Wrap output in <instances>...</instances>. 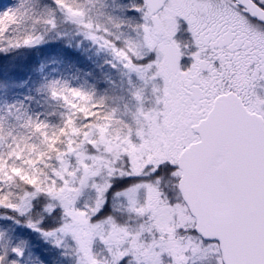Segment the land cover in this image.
Masks as SVG:
<instances>
[{"label":"snow or ice","instance_id":"1","mask_svg":"<svg viewBox=\"0 0 264 264\" xmlns=\"http://www.w3.org/2000/svg\"><path fill=\"white\" fill-rule=\"evenodd\" d=\"M55 2L65 6L64 0ZM139 5L134 6L132 11L142 15V48L146 53L155 52L156 59L145 65H137L135 58L145 55L140 48L130 41L122 42L127 44V51L116 43L112 47L116 55L126 61L125 66L137 72L141 79H148V74L155 67L154 75L164 79L163 89H157L161 93L157 102L163 104V109L150 112L141 110L137 117L139 126L134 133L129 132L116 145L104 143L108 156L104 171L108 178H132L130 183L116 192V196L127 203L130 215H140L143 210L138 208L137 201L141 194L152 193L148 209L156 222L148 231L156 230L160 234L158 239L153 238L150 245L159 251L150 253L147 259L141 258L136 250V242L143 238V229L130 234L128 228L113 224L110 234L103 232L104 224L111 223V213L103 208L105 194L111 187L108 182L91 183V188L97 194L96 201L82 208L80 215L62 203L65 199L78 203L87 191L90 179L98 176L99 170L86 166L87 162L95 164L100 159L90 152L69 150L57 157L60 168L53 172V182L69 184L65 170L70 168L71 161L67 157H75L83 169V178L74 196L61 195L57 198L42 193L31 196L22 206H17L5 203L0 195V207L22 215L42 213L44 219L29 225L38 231L43 224L54 222L60 209L68 217V222L63 220L59 225L52 223L46 234L71 236L81 253L79 264H101L93 249L97 238L105 245L110 264H120L128 256L133 258L135 264H164V253L172 258V264H190L193 256L201 259L214 256L218 264H264V225L261 227L259 257L234 256L228 235L212 234L204 226L194 188L195 174L216 163L217 131L229 118H236L248 129L264 153V0H229L227 8H218L214 0H141ZM67 11L73 17L83 16V13L74 12L71 8ZM8 18H13L10 13ZM178 18L186 21V29H182ZM80 22L84 23L82 20ZM85 26L92 27L90 24ZM182 30L194 40L196 51L191 55H182V45L178 48ZM39 42L26 40L24 45ZM186 58L193 62L184 68L182 61ZM75 95L81 96V93ZM140 98L138 92L137 99ZM93 108L98 106L94 105ZM84 119L90 123L92 117L86 115ZM40 127L37 125V129ZM133 135L140 142H134ZM4 139L0 135V149L6 146ZM85 145L99 150L89 140L85 141ZM117 148L119 150H115ZM3 159L5 157L0 153V194H3L9 177L19 176V169L8 171L7 166L2 164ZM7 159L21 158L10 154ZM165 172L172 173L171 179L180 184L183 189L181 196L168 199L161 191L163 181L156 178ZM32 188L34 193L39 192L34 186ZM44 196L60 207L49 211ZM93 216H97L95 222ZM168 217L172 218L170 222ZM125 238L132 241V247H116ZM12 253L20 254V251L7 248L0 252V264H16ZM128 264H133V261H128Z\"/></svg>","mask_w":264,"mask_h":264},{"label":"rangeland","instance_id":"2","mask_svg":"<svg viewBox=\"0 0 264 264\" xmlns=\"http://www.w3.org/2000/svg\"><path fill=\"white\" fill-rule=\"evenodd\" d=\"M140 2L141 0H87L84 4L74 3V5H71V9L74 12L83 13L82 17L71 16L67 11L68 7H63L64 15L69 20V25L65 27L69 26L71 29H66L68 31L62 29V31H60L63 37H61L62 42L67 44L69 41L71 43L70 47L79 50L81 54L84 53L87 55L91 53L93 49L100 52L99 55L102 54V57L98 58L93 63V67L101 65L102 63V66H104L102 73L91 75L90 68L80 69L79 66L74 63L72 67L74 69L73 73L70 72L67 75L62 74L59 68H55L54 71L55 63H58V61H56L58 59V54L56 52H52L51 54V56L55 54L51 63L48 59V57L50 58V54L47 55V53H49L48 51L45 52L48 57L46 55L41 56V62L44 63L47 71L49 70L51 73H54L52 80L45 86L46 90H57L59 94H62L65 102L75 101L73 100L74 98H77V101L82 99L80 97H88L87 103L98 100V102L100 101L103 103L105 108V111L103 110L105 117H94L90 123L88 122V126H85V129L87 128L85 131L87 140H89L92 145L98 146L99 150L97 151L87 145V147H83L82 145L80 150L90 152L91 154L100 157L95 164L90 161L86 164V166L92 170H99L98 176L94 179H90L89 187L78 203H70L67 199L62 201V203L67 204L68 208L77 215H80L82 208L91 206L96 201L97 194L95 190L91 188V183L104 184L108 180L113 181L118 179L117 185L124 182V184L121 185V187H123L132 180L131 177L121 178L116 176L108 178L107 172L104 171L107 167L106 160L108 159L107 153L104 151V143L108 142L116 145V142L121 140L129 132L134 133L139 126L137 117L141 110L144 112H150L153 109H163V104L157 102V98L161 94L157 89L162 90L164 87L163 77L161 76L163 83L157 84L156 82H158L160 76H155V71L153 72L154 69H152L148 74V79H141L137 72L132 71L125 66L126 61L121 60L112 47V44L116 43L118 47L127 51V44L122 42L130 41L135 47L140 48L142 54L145 55L143 58H135L134 62L137 65H145L156 59L155 52L146 53L142 48V37L144 35L142 31L144 27L142 15L139 12L132 11L134 6H140ZM214 3L223 4L220 0H214ZM81 20L84 23H81ZM85 24H90L92 27L88 28ZM98 32L102 33L101 35L103 36L99 37ZM41 35H45V33L41 32ZM55 36L57 35L52 33V36L44 41L47 42L50 39V42H53ZM64 38H66V40ZM34 40L42 41V38L39 37ZM12 41L13 40L11 39H4L6 48L11 46ZM48 43H45L42 48H46ZM32 46L35 49L36 47H39L35 44L30 45V47ZM101 81L103 82V88L100 87L103 91V99H98L100 95L99 97L97 95L100 90L96 87ZM17 83L18 82L14 80L6 81V85L9 86L16 85ZM20 85L27 87V83L24 81L21 82ZM97 90H99V92H97ZM77 92L81 93V96H76L75 93ZM138 92L141 94L140 99H137ZM26 94L24 96L12 97L11 104L7 107V104L4 101L0 103V112L5 108L9 110L10 108L12 109L15 107L10 114H13L12 118L16 117L17 120L19 119V123L9 126L7 124L10 120H8L7 124L6 121L3 122L4 126L7 128L6 130H9L10 133L18 127H20L22 131L29 123H34L32 118L35 115V109L31 110L20 106V102L27 97ZM42 97L46 98L43 92ZM107 99L108 101H106ZM46 101L47 98L45 100L40 99V102ZM140 119H142V117ZM95 120L98 121V124H95ZM132 138L134 142H140L137 136L133 135ZM72 150L79 151V149H75L74 147H72ZM115 150L119 149L117 148ZM66 159L71 161L70 168L65 170V176L69 180V184L59 187L56 191L50 190V188H47L46 186L45 188L47 189H45V191L41 190L37 192L38 194L44 193L46 190L47 192L50 190L48 194L56 196L57 198L61 195L67 197L68 195L74 196L76 194L79 182L83 178V169L75 157H67ZM121 166H123V161L121 162ZM172 175V173L165 172L162 173L160 177L156 178L157 180L163 181L161 191L164 192L168 199H175L181 196L178 190V183L171 179ZM165 177L168 178L165 179ZM126 179L127 182H125ZM26 191L29 195L30 193H34L33 189L30 187ZM151 195L152 193L141 194L137 201L138 208L143 210L140 215L129 214V218L127 217L125 219L124 217V220H122L117 214H110L111 223H105L103 228L105 234L111 233L113 224L118 227L128 228L130 234L143 229L145 243L140 242L141 240L136 242V250L139 251L142 259H147L150 253L159 251V249H152L150 247L153 238L158 239L160 235L156 230H153V232L148 231L151 225L156 222L148 209V200ZM122 199V197H117L115 193V197L112 198V208L116 209V211L118 210L127 214L129 213L128 205ZM48 201L49 204H57L54 200ZM138 216L141 217L139 222H137ZM171 219V217H168L169 222ZM63 220L67 223L68 217L64 215L62 221ZM92 220L95 222L97 216H93ZM62 221L60 220L59 223ZM135 224H138V226ZM10 229L11 227L9 226L0 227V233L2 231H7V233L4 234L5 239L2 245L5 247L2 250L4 251V249L7 248L9 250L13 248L19 249L20 254L12 253L16 264H79L81 253L71 236H50L46 234L49 230L45 229L39 231H35L34 229V234L27 228H15L14 233L9 232L8 230ZM61 240L62 243L60 242ZM116 247L131 248L132 243H129L128 246L124 245L122 239ZM93 249L95 257L101 261V264H110V256L105 245L99 238L94 241ZM162 259L164 264H172V258L169 257L167 253L162 255ZM130 260L135 264V261L131 256L123 258L120 261V264H123L124 261L128 262ZM190 264H218V259L214 256H209L206 259H201L199 256H193Z\"/></svg>","mask_w":264,"mask_h":264},{"label":"trees","instance_id":"3","mask_svg":"<svg viewBox=\"0 0 264 264\" xmlns=\"http://www.w3.org/2000/svg\"><path fill=\"white\" fill-rule=\"evenodd\" d=\"M85 2L87 0H64V7L72 8L71 5H74V3L84 4ZM9 13L12 15V19L8 18ZM68 21L64 15L63 7L57 5L55 0H0V103L4 101L7 107L11 104L12 97L24 96L27 93V97L20 102V106L31 110L35 109V115L32 118L34 123H29L22 131L18 127L12 133L6 130L7 128L3 122L6 121L7 124L10 120L7 124L9 126L19 123V119L12 118L13 114H10L15 107L9 110L5 108L0 112V126H2L0 127V135L5 138L6 145L0 149V153L5 157L2 164L7 166L8 171L19 169V176L16 178L9 177L4 186L3 194H0L5 203L22 206L25 200H29L31 196L38 194L30 193L29 195L27 193L26 190L29 187L32 188V186L39 191H45L47 188L56 191L59 187H62L61 183L53 182V172L60 168L57 157L72 150V147L79 149V151L82 145L87 147L85 145L87 140L85 133L87 128L85 129V126H88V122L84 119L86 115H91L92 118L105 117L103 103L98 102V100L87 103L88 97L87 99L80 97L82 99L78 98L77 101V98H74L75 101L65 102L64 97L57 90L45 89V86L54 77V73L49 70L48 73L46 66L41 62V56L46 55L45 52L47 51L49 52L47 55L50 54V58L46 55L50 63L55 55L51 56L52 52L58 54L56 61L59 64L55 63L54 71L55 68H59L62 74L73 73L74 63L80 69L90 68L91 75L102 73L104 70L102 63L93 67V63L102 57V54L99 55L100 52L93 49L87 55L81 54L79 50L70 47L71 43L69 41L67 44L62 42L63 37L60 31L71 29L69 26L65 27L69 25ZM41 32L45 35H41ZM52 33L57 35L54 37L55 40L50 42L49 39L45 42L44 40L51 37ZM98 33L99 37L103 36L102 33ZM39 37L42 38V41L35 44L39 46L36 49L33 46L24 45L26 40H34ZM4 39L13 40L9 48H6ZM64 39L66 40V38ZM45 43H48L47 47L42 48ZM7 80H14L18 83L9 86L6 85ZM23 81L27 83V87L20 85ZM100 87L103 88L102 81L100 84L98 83L96 88L100 90V92L97 90L99 92L97 96L100 95L98 99H103V91ZM42 92L47 98L46 102H40V99H46L42 97ZM94 105L98 108L94 109ZM69 117H71V120H69ZM95 124H98L97 120H95ZM37 125H41V127L37 129ZM10 154L21 159L9 160L7 157ZM117 181L118 179L107 181L111 184V187L105 194L106 203L103 208L107 209L112 215L117 214L120 219L124 220L123 218L126 219L129 213L125 214L118 210L113 211L112 208V198L115 197V193L124 184L122 182L117 185ZM125 182H127V179ZM46 186L47 188H45ZM49 191L46 190L44 193H49ZM43 199L49 200L48 196H44ZM47 207L51 211L60 207V205L48 203ZM57 211L56 220L43 224L42 230H49L52 223L60 224L59 222L62 221L64 214L60 209ZM38 219H44L42 213L22 215L12 209L0 207V227H11L8 230L11 233H14L15 228H27L34 234L36 230L34 231V228L29 225ZM139 220H141L140 216H138L137 222ZM138 224L135 225L138 226ZM5 233L7 231L0 233V252H3L2 249L5 247L2 245ZM144 241L145 238H142L140 242L145 243ZM128 242L132 243L129 239H123L124 245L128 246ZM123 264H128V262L124 261Z\"/></svg>","mask_w":264,"mask_h":264},{"label":"water","instance_id":"4","mask_svg":"<svg viewBox=\"0 0 264 264\" xmlns=\"http://www.w3.org/2000/svg\"><path fill=\"white\" fill-rule=\"evenodd\" d=\"M214 159L213 166L194 176L204 226L212 234H227L234 256L258 258L264 225V153L253 134L232 117L217 131ZM178 190L182 195L179 183Z\"/></svg>","mask_w":264,"mask_h":264},{"label":"flooded vegetation","instance_id":"5","mask_svg":"<svg viewBox=\"0 0 264 264\" xmlns=\"http://www.w3.org/2000/svg\"><path fill=\"white\" fill-rule=\"evenodd\" d=\"M220 1H222L223 4H216V6L218 8H227L229 0H220ZM178 21L181 24L182 29H186L187 28V23H186V21L183 20V18H178ZM180 35H181L182 39L179 42L178 47L180 45H182L183 50H184L182 55H191L194 51H196V48L194 47V40L190 37L189 33L185 32L183 30L181 31ZM192 62H193V60L186 58V59H184L182 61V66L184 68H187V67H189L191 65ZM153 69H154L153 72L156 71L155 68H153ZM156 83L157 84L163 83V79L161 78V76L158 78V82H156Z\"/></svg>","mask_w":264,"mask_h":264}]
</instances>
